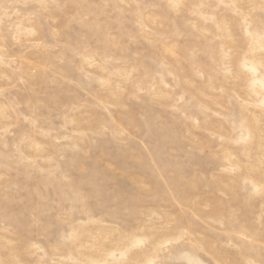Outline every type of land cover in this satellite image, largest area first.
<instances>
[{"label":"rangeland","instance_id":"374dc122","mask_svg":"<svg viewBox=\"0 0 264 264\" xmlns=\"http://www.w3.org/2000/svg\"><path fill=\"white\" fill-rule=\"evenodd\" d=\"M0 264H264V0H0Z\"/></svg>","mask_w":264,"mask_h":264}]
</instances>
